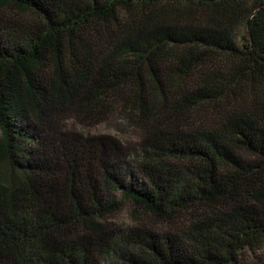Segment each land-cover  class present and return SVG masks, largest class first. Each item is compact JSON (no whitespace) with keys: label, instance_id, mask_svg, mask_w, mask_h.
I'll return each instance as SVG.
<instances>
[{"label":"trees","instance_id":"16d2710c","mask_svg":"<svg viewBox=\"0 0 264 264\" xmlns=\"http://www.w3.org/2000/svg\"><path fill=\"white\" fill-rule=\"evenodd\" d=\"M6 4L0 264H264V0ZM115 114L137 146L67 124Z\"/></svg>","mask_w":264,"mask_h":264},{"label":"rangeland","instance_id":"374dc122","mask_svg":"<svg viewBox=\"0 0 264 264\" xmlns=\"http://www.w3.org/2000/svg\"><path fill=\"white\" fill-rule=\"evenodd\" d=\"M1 12H4L8 19L18 18V17H29L31 14L19 8L8 6V4L0 8ZM67 124L71 129H76L87 135L94 134H112L118 137L122 142L127 143L129 146H137L140 141V131L136 129L135 126L131 125L128 120H126L122 115L115 114L104 122L93 124L87 126V124H80L77 121L68 120ZM111 223H114L117 227H126L130 224H136L137 221L142 220L144 223L148 224L149 227L155 228L157 230L169 231L175 230V228H180L183 226L182 219L176 223L169 224L163 219L155 218L150 216V214L144 212L142 208L134 205L133 202L126 201L124 206L119 209L118 212L109 216ZM251 252L245 251L244 258L248 259V263L252 264ZM105 264H125L122 260H116L115 257L111 256L105 260Z\"/></svg>","mask_w":264,"mask_h":264}]
</instances>
